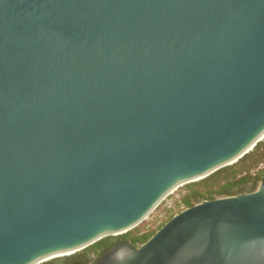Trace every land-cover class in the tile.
I'll return each instance as SVG.
<instances>
[{
    "label": "water",
    "instance_id": "water-1",
    "mask_svg": "<svg viewBox=\"0 0 264 264\" xmlns=\"http://www.w3.org/2000/svg\"><path fill=\"white\" fill-rule=\"evenodd\" d=\"M263 138L264 0H0V264L124 233ZM90 264H264V180Z\"/></svg>",
    "mask_w": 264,
    "mask_h": 264
},
{
    "label": "trees",
    "instance_id": "trees-1",
    "mask_svg": "<svg viewBox=\"0 0 264 264\" xmlns=\"http://www.w3.org/2000/svg\"><path fill=\"white\" fill-rule=\"evenodd\" d=\"M263 163L264 138L258 141L250 151L236 162L220 167L199 180L182 185L183 190L178 203L184 209L205 199L252 191L260 181L264 180ZM173 215L174 213L169 218ZM132 230L117 235L105 236L80 251L67 256L55 257L41 264H90L116 241H127L129 244L137 246L154 233V231L139 233Z\"/></svg>",
    "mask_w": 264,
    "mask_h": 264
},
{
    "label": "rangeland",
    "instance_id": "rangeland-1",
    "mask_svg": "<svg viewBox=\"0 0 264 264\" xmlns=\"http://www.w3.org/2000/svg\"><path fill=\"white\" fill-rule=\"evenodd\" d=\"M262 166L264 167V163ZM182 190L183 186H180L165 196V198L162 199V201L140 223L132 228V231L139 233L155 231L160 225L169 219L171 214H175L179 210H182L183 206L178 203Z\"/></svg>",
    "mask_w": 264,
    "mask_h": 264
},
{
    "label": "bare ground",
    "instance_id": "bare-ground-1",
    "mask_svg": "<svg viewBox=\"0 0 264 264\" xmlns=\"http://www.w3.org/2000/svg\"><path fill=\"white\" fill-rule=\"evenodd\" d=\"M177 188H175V189H177ZM173 190H174V188L172 189V191ZM171 192H169V193H171ZM70 253L72 254L73 252L70 251V252H65V253H61V254H53V255H50V256H47V257H44V258L38 260L36 263H38V264L39 263H43L44 261L50 260V259L55 258V257L63 256V255H66V254L70 255Z\"/></svg>",
    "mask_w": 264,
    "mask_h": 264
},
{
    "label": "flooded vegetation",
    "instance_id": "flooded-vegetation-1",
    "mask_svg": "<svg viewBox=\"0 0 264 264\" xmlns=\"http://www.w3.org/2000/svg\"><path fill=\"white\" fill-rule=\"evenodd\" d=\"M117 242H127V241H122V240H119V241H116V243ZM128 243V242H127ZM115 244V243H114ZM92 258H94L93 256H92ZM76 263H78V262H76Z\"/></svg>",
    "mask_w": 264,
    "mask_h": 264
}]
</instances>
